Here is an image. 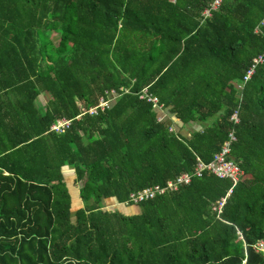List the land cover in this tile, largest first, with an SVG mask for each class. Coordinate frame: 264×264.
<instances>
[{
	"label": "trees",
	"instance_id": "trees-1",
	"mask_svg": "<svg viewBox=\"0 0 264 264\" xmlns=\"http://www.w3.org/2000/svg\"><path fill=\"white\" fill-rule=\"evenodd\" d=\"M208 1L0 0V264H264L251 246L264 237V0H222L201 19ZM59 117L69 126L50 130ZM230 129L243 177L218 216L231 181L207 172L135 213L117 207L208 162ZM64 169L80 184L73 211Z\"/></svg>",
	"mask_w": 264,
	"mask_h": 264
},
{
	"label": "built area",
	"instance_id": "built-area-1",
	"mask_svg": "<svg viewBox=\"0 0 264 264\" xmlns=\"http://www.w3.org/2000/svg\"><path fill=\"white\" fill-rule=\"evenodd\" d=\"M222 0H210L207 4L201 9L200 16L201 19L208 18L213 11H215L221 4ZM260 26H264V15L260 19L259 23L254 27L253 31H258ZM262 55L257 54L251 58V61L247 68L244 71L242 76V81H246L250 78L254 72L255 67L262 62ZM240 86V85H238ZM123 92H127L126 87H119ZM105 95L99 96L97 103L93 106L88 107L85 112L88 114H96L97 111H101L104 108L108 107L109 103L112 101L114 96L117 94L113 89L105 90ZM138 98L143 99L146 102H150L152 107L156 112V120L160 121L162 118H169L170 116L166 110V107L158 101L155 95H151L146 90V87H143L138 92ZM229 119L236 123L238 122L237 111L231 113ZM70 120L64 117H59L54 120L53 123L49 126L50 130L55 132L63 131L69 126ZM168 131H174L173 125L168 126ZM233 131L230 129L227 132V138L222 142L219 149L212 154L211 159L208 162H203L198 156H195L194 164L192 165L189 171H181L174 177L167 179L164 184H153L150 186L143 187L139 190L132 191L128 194V201L130 204L138 203L145 199H150L155 195L163 194L165 192H170L177 190L181 185L188 184L193 177H200L204 172L211 173L217 178L229 179L231 184L226 189L224 194L216 199L210 206L211 211L215 213L216 216L222 210V206L225 203L226 198L232 191L233 186L242 179L243 172L237 165L235 161L229 158V145L234 140ZM252 248L256 252H264V237L257 239L252 245Z\"/></svg>",
	"mask_w": 264,
	"mask_h": 264
},
{
	"label": "rangeland",
	"instance_id": "rangeland-1",
	"mask_svg": "<svg viewBox=\"0 0 264 264\" xmlns=\"http://www.w3.org/2000/svg\"><path fill=\"white\" fill-rule=\"evenodd\" d=\"M44 38L50 40L55 46H57L58 48H62L63 44L60 41L59 38V31L58 30H54V29H47L44 32ZM44 96L39 97V100L43 101ZM63 174L65 176V180L66 183L68 185L69 188V193L71 196V209L72 211L77 208L78 206L81 205V201H80V193H79V182H76L74 184V182H72V170L70 169H66L63 171ZM103 204H105L104 206H110V205H117L112 199H105L103 201ZM118 208H120L123 212L125 213H134L136 211V206L132 205V204H123V205H118Z\"/></svg>",
	"mask_w": 264,
	"mask_h": 264
},
{
	"label": "crops",
	"instance_id": "crops-1",
	"mask_svg": "<svg viewBox=\"0 0 264 264\" xmlns=\"http://www.w3.org/2000/svg\"><path fill=\"white\" fill-rule=\"evenodd\" d=\"M210 1V0H209ZM166 110H167V108H166ZM168 112V111H167ZM169 114V116H170V124L171 125H173V128L175 129L176 127H180L181 126V123H180V121H178L176 118H174L170 113H168ZM174 124H175V126H174ZM181 133H183L185 136H188L189 135V133H188V127H181ZM64 170H66V169H64ZM63 170V171H64ZM136 211H137V207H136ZM135 211V212H136ZM134 212V213H135Z\"/></svg>",
	"mask_w": 264,
	"mask_h": 264
}]
</instances>
